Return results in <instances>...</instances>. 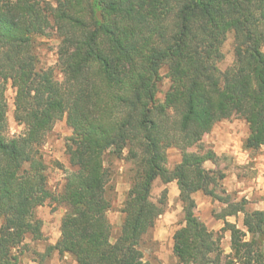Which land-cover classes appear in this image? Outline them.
I'll use <instances>...</instances> for the list:
<instances>
[{"label":"trees","instance_id":"16d2710c","mask_svg":"<svg viewBox=\"0 0 264 264\" xmlns=\"http://www.w3.org/2000/svg\"><path fill=\"white\" fill-rule=\"evenodd\" d=\"M52 28L57 68L41 66L36 52L37 38ZM229 32L235 60L223 71ZM263 46L264 0H0V264H20L26 238L43 239V221L34 215L41 197L65 206L61 235L48 251L68 253L76 264H154L144 238L168 204L167 187L152 198L157 179L175 180L179 189L178 264H264V208L218 193L225 173L205 166L217 165L219 155L203 142L219 121L238 117L249 127L244 148L264 146ZM162 66L170 86L160 101ZM9 83L14 119L24 125L13 136ZM62 119L72 130V169L55 192L42 148ZM172 147L181 161L171 169ZM113 159L132 165L114 241ZM197 191L227 204L220 230L197 215ZM238 212L243 227L226 218Z\"/></svg>","mask_w":264,"mask_h":264},{"label":"rangeland","instance_id":"374dc122","mask_svg":"<svg viewBox=\"0 0 264 264\" xmlns=\"http://www.w3.org/2000/svg\"><path fill=\"white\" fill-rule=\"evenodd\" d=\"M51 4H55L57 0H47ZM36 52L39 57V64L43 67L57 68V49L59 40L56 35L55 28L49 31L47 36L37 38ZM264 51V46L262 47ZM224 58L219 62L221 70L225 71L233 65L235 60L234 55V33L229 32L226 40L222 45ZM161 74L163 76L157 93L158 100L162 101L165 92L170 86V79L167 76V67L162 66ZM14 98L15 88L8 84L7 100H8V135H18L24 131V125L18 123L14 119ZM248 124L238 117H232L219 121L211 132L203 137L205 145L211 146L219 155L217 165L211 161L205 162L207 168L223 171L225 177L220 180V185L217 191L222 197L228 196L231 203L238 201H245V205L249 209H254V204L258 203L264 207V179L258 180L259 163L261 159L264 163V146L256 150H248L244 148V140L248 136ZM72 135L71 128L67 125L66 120L57 121L52 130L49 132L46 143L43 145L42 151L45 160L48 163V188L51 191L57 192L64 183L66 175L71 171V166L68 161V154L66 153V143L68 138ZM194 149H191L193 151ZM246 154L247 158L253 160L241 164L238 162L240 154ZM177 150L171 149L168 152V167L174 168L176 161ZM108 162V160H107ZM113 179L111 190V197L113 199V206L109 211V219L112 223V240L119 235L124 214L121 211L123 202L126 198V193L132 184V165L128 162L119 159L112 161ZM235 172L243 182L244 189H233L229 191L228 185L234 183L233 179L228 176ZM264 178V177H263ZM229 183V184H226ZM165 188L160 179H157L152 188V198L156 200L162 190ZM168 189V204L166 211L160 215L149 233L144 238L143 250L145 258L154 264H178L177 258L173 252V235L175 230L181 225L183 220L182 203L179 199L178 193L173 197V191ZM243 192L242 194L238 191ZM210 203H200L197 205V215L208 225L210 229L218 231L220 226L224 225L222 215L226 211L227 204L224 201L213 199L205 195ZM248 196V199L246 198ZM65 212V206L56 204L49 197H41L36 205L34 215L43 221L44 237L38 241H32L30 237L26 238V243L29 247L22 252L20 257V264H70L72 256L65 253L63 256L57 251H48V245L53 244L50 239H55L59 233L61 218ZM241 219V226H243V213L240 215H232ZM229 232V231H226ZM225 232V233H226ZM224 233V238H225ZM230 233V232H229ZM61 235V231H60ZM60 237V236H59ZM223 238L222 245L224 250H228L226 240ZM59 239V238H58ZM57 239V240H58ZM230 243V241H229ZM226 253V252H225ZM74 260V259H73Z\"/></svg>","mask_w":264,"mask_h":264},{"label":"crops","instance_id":"0c3cea01","mask_svg":"<svg viewBox=\"0 0 264 264\" xmlns=\"http://www.w3.org/2000/svg\"><path fill=\"white\" fill-rule=\"evenodd\" d=\"M171 149L177 150V152L179 151V153L176 154V161H175V165H176L177 163H179L181 161V152L179 149H177L175 147H172L169 150H171ZM169 150H168V152H169ZM237 153L240 154L238 162H240L241 164L249 162V160H253L251 157L248 159L246 154H241L238 151H237ZM254 159L259 161V163L257 164V167L259 166L258 180H262V179H264L263 178L264 177V163L261 161V159H257V158H254ZM169 168H171V167H169ZM228 178L233 179L234 183H232V185H228L229 189H227V191H229L231 188H233V189H237V188L244 189L243 188V182L240 179H238V176L235 172H232V175H229ZM226 184H229V183H226ZM164 186L168 187L170 189V191H173V197H175V195L178 194L176 192V189H178V185H177V182L175 180L164 184ZM245 191L246 190H243V192H245ZM243 192H242V190L238 191V193H240V194H242ZM194 197L196 199L197 205H199L200 203L201 204L202 203H210V201L204 195H202L201 191H197L195 193ZM246 198L248 199V196H246ZM253 206H254V209H263L264 208L263 205L260 206L258 203H255ZM241 213L242 212H238V215H240ZM234 217L236 218L234 220L232 219V215L227 216L226 218L231 222H235L239 227H243V226H241L242 218L240 219L238 217V219H237L236 216H234ZM219 228L221 229V226ZM212 230H213V228H212ZM59 236H60V230H59L57 237L54 240L50 239V241L53 242V244H55L57 242V239L59 238ZM224 239L226 240V245L228 248V250H225V252L229 253L231 251L230 243H229V241H230V233L229 232L225 233ZM62 264H66V263L64 262ZM70 264H76V261L72 259V262Z\"/></svg>","mask_w":264,"mask_h":264}]
</instances>
